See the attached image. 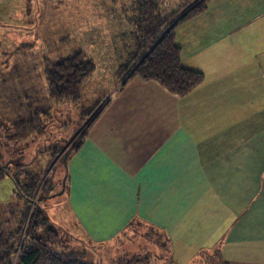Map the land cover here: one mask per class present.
Wrapping results in <instances>:
<instances>
[{
  "label": "crops",
  "instance_id": "crops-1",
  "mask_svg": "<svg viewBox=\"0 0 264 264\" xmlns=\"http://www.w3.org/2000/svg\"><path fill=\"white\" fill-rule=\"evenodd\" d=\"M176 43L204 83L135 77L107 99L68 162L73 217L93 245L137 223L172 264H264V0H209Z\"/></svg>",
  "mask_w": 264,
  "mask_h": 264
},
{
  "label": "rangeland",
  "instance_id": "rangeland-1",
  "mask_svg": "<svg viewBox=\"0 0 264 264\" xmlns=\"http://www.w3.org/2000/svg\"><path fill=\"white\" fill-rule=\"evenodd\" d=\"M170 5L174 10L180 1L170 0ZM136 7V0H0V122L14 119L29 108L33 111L38 103L42 108L48 107L43 110L47 114L43 116V131L25 144L9 142L8 134L0 127V165L31 163L44 172L42 183L48 179L49 184L36 197L49 225L58 232L61 242L58 251L66 256L71 251L73 259L86 264H172L164 239L158 240L142 224L126 227L110 243L88 244L73 217L61 182L62 156L75 144L83 127L80 112L98 103L103 106L120 85L116 71L127 62L128 53L133 52ZM78 50L94 62L95 71L83 83L80 103L53 104L47 96L46 63ZM31 103L34 105L26 107ZM57 146L63 151L48 165L50 150ZM19 191L15 180L0 179L1 222L10 218L7 211L21 206ZM26 225L27 219L19 243L23 241ZM210 261L213 262L212 257L198 256L188 264H210Z\"/></svg>",
  "mask_w": 264,
  "mask_h": 264
},
{
  "label": "trees",
  "instance_id": "trees-1",
  "mask_svg": "<svg viewBox=\"0 0 264 264\" xmlns=\"http://www.w3.org/2000/svg\"><path fill=\"white\" fill-rule=\"evenodd\" d=\"M180 5L172 10L170 0H136L133 18V52L128 53L127 62L122 63L116 77L121 90L133 78L153 81L168 93L184 98L204 83V74L188 69L181 61V48L176 43V30L207 10L209 0H179ZM131 55V56H130ZM95 71L94 62L81 50L70 56L46 63L44 69L48 99L56 105L64 106L80 103L82 87ZM98 103V102H97ZM34 105L33 103L27 106ZM38 103L33 111L17 114L14 119L0 122V127L8 134V141L25 144L44 129L43 116H47ZM107 103H99L90 109H83L79 114L82 129L75 144L62 156L63 176L61 182L67 192V165L72 155L84 144L88 132ZM91 120L88 122V119ZM2 136L0 130V138ZM51 151L48 165L58 158L63 148L57 146ZM64 157L66 160L64 161ZM65 178V182L63 178ZM9 177L16 181L20 190L21 206L7 211L10 218L0 221V264H86L73 259L71 251L63 255L58 232L49 225V220L39 208L38 192L46 190L49 180L42 183L44 172L36 165L8 162L0 165V179ZM45 195V194H43ZM34 202L29 216L27 211ZM28 216V217H27ZM26 230L22 243H19L24 223ZM43 230V232H42ZM42 232V233H39ZM88 244H92L86 241Z\"/></svg>",
  "mask_w": 264,
  "mask_h": 264
},
{
  "label": "water",
  "instance_id": "water-1",
  "mask_svg": "<svg viewBox=\"0 0 264 264\" xmlns=\"http://www.w3.org/2000/svg\"><path fill=\"white\" fill-rule=\"evenodd\" d=\"M71 152V150H68V154ZM66 160V157H64V161ZM65 178H66V176L64 177V182H65Z\"/></svg>",
  "mask_w": 264,
  "mask_h": 264
}]
</instances>
